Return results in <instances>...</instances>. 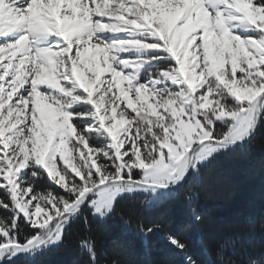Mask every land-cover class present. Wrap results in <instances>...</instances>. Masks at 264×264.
Here are the masks:
<instances>
[{
  "label": "rangeland",
  "instance_id": "rangeland-1",
  "mask_svg": "<svg viewBox=\"0 0 264 264\" xmlns=\"http://www.w3.org/2000/svg\"><path fill=\"white\" fill-rule=\"evenodd\" d=\"M14 6L0 0V38L13 37L0 43V189L9 199L0 197V205L14 214V226L0 223V234L15 229L18 237L24 219L42 229L26 246L42 235L58 239L65 213L78 205L98 218L95 208L119 190V198L142 194L148 206L160 203L200 165L247 140L264 110L250 111L264 103V8L256 0ZM164 58L174 64L163 68ZM225 98L239 106L227 108ZM142 113L162 120L152 160L138 150L129 156L133 121ZM78 126L104 142L90 143ZM104 158L116 178L103 175ZM29 167L75 199L42 204L20 175Z\"/></svg>",
  "mask_w": 264,
  "mask_h": 264
},
{
  "label": "trees",
  "instance_id": "trees-1",
  "mask_svg": "<svg viewBox=\"0 0 264 264\" xmlns=\"http://www.w3.org/2000/svg\"><path fill=\"white\" fill-rule=\"evenodd\" d=\"M158 62L163 68L174 64L168 58ZM221 102L230 109L239 106L229 98ZM222 128L225 130L228 126ZM131 131L129 156L132 158L134 150H138L144 159H154L159 141L164 136L162 120L142 113L135 117ZM78 132L86 140H91L90 143L104 142L94 134H86L80 126ZM102 163L110 165L112 160L104 158ZM109 165L103 175L114 179L116 169ZM25 173L24 183L36 199L46 205L44 199L48 197L51 203L55 201L61 206L63 198L60 196L63 195L53 194V184L42 169L29 167ZM65 173L70 175L67 171ZM133 177H139V170ZM94 179L97 182L98 178ZM0 197L3 202L9 200L3 189H0ZM146 201L147 197L142 194L120 197L107 219L93 217L91 211L83 207L79 217L65 229L60 250L39 256L36 264H71L77 253L81 254L78 264H92L86 245L80 246V242L86 239L94 242L96 264H156L157 260L166 264H185V255L191 256L196 264H231V251L225 252L224 260H218L215 251L211 255L205 254L201 239L213 242L235 240L238 250L247 249L249 258L264 264V257L260 255L264 253V110L260 113L256 130L247 140L200 165L193 177L188 175L180 186L170 189L169 196L160 203L148 206ZM13 217L12 212L0 205L2 225L14 226ZM122 217L130 220L127 227L123 225ZM85 218L90 223H81ZM153 224L161 227L144 237L139 225L147 228ZM30 226L20 219L16 224L21 233L18 237L28 235ZM166 233L173 234L186 246L183 252L169 244Z\"/></svg>",
  "mask_w": 264,
  "mask_h": 264
},
{
  "label": "snow or ice",
  "instance_id": "snow-or-ice-1",
  "mask_svg": "<svg viewBox=\"0 0 264 264\" xmlns=\"http://www.w3.org/2000/svg\"><path fill=\"white\" fill-rule=\"evenodd\" d=\"M256 2L261 5L262 8H264V0H256ZM27 5L28 0H15L13 12H15L17 8H20L21 11H25ZM16 14L19 15V13ZM3 39H13V37L0 38V43H3ZM262 101H264V97H262ZM260 107H264V103L254 102L250 111L257 112ZM109 167L111 166L109 165ZM20 175L24 176L26 175V173L21 172ZM93 177L96 178L95 173H93ZM74 179L78 180V178L76 177H74ZM51 187L54 190L53 194L60 193L61 195L67 198L69 203L73 199H75V196L73 194L67 192L65 189L59 187L58 185H51ZM120 194H122V190L113 193L111 195V198L106 201L103 208H95L94 214H98V218L107 219L108 213L113 210L116 201L119 199ZM57 198L59 199V197ZM191 199L192 197L190 196L189 200ZM32 202L35 203L34 200ZM53 203H55V201ZM82 207V204L78 205L75 209L71 210L68 213H65V215L67 216V220L62 222L63 227L60 230V236L54 241H50L42 235L40 237V243L32 246H26L30 236H36L37 233H42V229L35 226L29 227V233L24 238L14 237L13 232L15 231V229H9L7 235L0 234V264H36L37 258L39 256L44 255L46 253L59 251L61 244L64 241L65 229L68 228V226L73 222L74 219L79 217V212L81 211ZM196 219L198 220L199 216H197ZM122 220L123 225L125 227L130 224L129 219L122 217ZM81 223L88 224L90 222L87 220V218H85L81 221ZM160 227L161 226L159 224L149 225L147 228H145L143 225H139L140 232L144 237H147L155 229ZM186 227L190 228L191 225H187ZM165 235L169 244L172 245L173 248L179 250L180 252L184 251L186 246L181 243L177 237L170 233H166ZM11 241H14V243H10ZM144 242L146 243L147 240H145ZM85 245L86 250L90 254L92 264H96V252L94 249V242H92L90 239H86L80 242L81 247H84ZM201 245L203 246L204 252L207 255H211V252L215 251V255L218 260H224L225 252L231 251V264H258V261L256 259L249 258L246 255L247 249H237L235 240L213 242L211 240L206 241L204 239H201ZM80 255V253H77L75 256H73L71 259V264H78ZM260 255L264 257V253H261ZM184 261L185 264H196L195 260L188 255H185ZM156 264H166V262L163 260H157Z\"/></svg>",
  "mask_w": 264,
  "mask_h": 264
},
{
  "label": "water",
  "instance_id": "water-1",
  "mask_svg": "<svg viewBox=\"0 0 264 264\" xmlns=\"http://www.w3.org/2000/svg\"><path fill=\"white\" fill-rule=\"evenodd\" d=\"M259 117H260V113L258 114V117H257V120H256V124H255V128H254V130L253 131H255L256 130V128H257V124H258V121H259ZM252 135V134H251Z\"/></svg>",
  "mask_w": 264,
  "mask_h": 264
}]
</instances>
